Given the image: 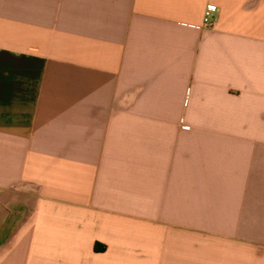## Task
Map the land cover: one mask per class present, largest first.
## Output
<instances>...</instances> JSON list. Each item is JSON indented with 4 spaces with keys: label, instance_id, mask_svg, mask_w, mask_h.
<instances>
[{
    "label": "crops",
    "instance_id": "obj_1",
    "mask_svg": "<svg viewBox=\"0 0 264 264\" xmlns=\"http://www.w3.org/2000/svg\"><path fill=\"white\" fill-rule=\"evenodd\" d=\"M0 264H264V0H0Z\"/></svg>",
    "mask_w": 264,
    "mask_h": 264
},
{
    "label": "built area",
    "instance_id": "obj_2",
    "mask_svg": "<svg viewBox=\"0 0 264 264\" xmlns=\"http://www.w3.org/2000/svg\"><path fill=\"white\" fill-rule=\"evenodd\" d=\"M217 11V8L213 4H207L204 11H203V17H202V27L203 28H210L212 26L215 13ZM184 130H187L188 127H183Z\"/></svg>",
    "mask_w": 264,
    "mask_h": 264
},
{
    "label": "rangeland",
    "instance_id": "obj_3",
    "mask_svg": "<svg viewBox=\"0 0 264 264\" xmlns=\"http://www.w3.org/2000/svg\"><path fill=\"white\" fill-rule=\"evenodd\" d=\"M183 129V128H182ZM184 130V129H183ZM187 130H189V128L187 129Z\"/></svg>",
    "mask_w": 264,
    "mask_h": 264
}]
</instances>
